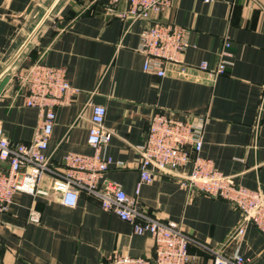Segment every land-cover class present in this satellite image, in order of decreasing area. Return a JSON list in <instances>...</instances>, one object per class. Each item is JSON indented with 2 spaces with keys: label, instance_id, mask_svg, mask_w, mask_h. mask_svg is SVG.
I'll list each match as a JSON object with an SVG mask.
<instances>
[{
  "label": "crops",
  "instance_id": "1",
  "mask_svg": "<svg viewBox=\"0 0 264 264\" xmlns=\"http://www.w3.org/2000/svg\"><path fill=\"white\" fill-rule=\"evenodd\" d=\"M127 7L126 0L114 6L107 0H0V122L6 137L31 142L42 118L18 93L17 73L37 61L62 67L78 93L55 107L46 152L51 169L63 171L70 152L93 154L87 142L91 105H103L112 132L103 153L113 160L105 178L137 198L147 215L178 223L192 237L188 264H214L216 254L264 264V233L254 224H246L241 241L233 239L242 213L232 203L191 196L168 174H156L136 195L139 150L157 112L207 115L201 155L239 185L264 194V0H178L153 16L187 29L183 62L190 79L144 71L139 46L147 23L120 18ZM227 39L230 55L222 57ZM221 59L229 63L227 72L206 80L199 65ZM53 181L47 173L40 184L46 195L17 193L0 214V264H110L113 253L154 257L149 234L134 233L87 192L74 207L63 205ZM32 211L39 223L29 220Z\"/></svg>",
  "mask_w": 264,
  "mask_h": 264
},
{
  "label": "built area",
  "instance_id": "2",
  "mask_svg": "<svg viewBox=\"0 0 264 264\" xmlns=\"http://www.w3.org/2000/svg\"><path fill=\"white\" fill-rule=\"evenodd\" d=\"M121 0H107L111 6ZM128 7L119 17L135 22L145 21L141 32L139 51L146 56L144 71L165 77H192L191 68L183 62L188 48V31L173 22L152 21L154 15L170 7L178 0H126ZM232 46L227 39L222 57L230 55ZM229 63L221 59L210 66L202 62L198 69L206 80L213 81L227 72ZM201 79V78H200ZM18 93L27 107L37 108L41 122L29 143H13L5 135L0 122V214L8 210L17 193L46 195L40 189L47 173L54 174L53 188L62 195V204L74 207L81 191L97 196L103 210L129 222L136 234H149L154 242L153 258L133 257L121 253L110 255V264H188L189 244L193 241L183 228L172 221L152 218L143 212L137 198L130 197L122 186L105 178L113 160L103 153L111 140L112 132L105 126L107 109L103 105H91L88 144L92 155L70 152L64 157L63 171L50 168L46 152L55 121V107L71 102L78 93L62 67L50 66L37 61L17 73ZM207 115L157 112L150 120L147 140L140 148L138 168L140 180L136 195L144 183L151 182L156 174H168L180 179L192 196L202 193L232 203L242 213V222L233 233V239L241 241L246 224H254L264 233V194L239 185L233 176L218 171L212 160L201 155L204 145ZM191 151L195 153L192 157ZM191 166L190 171L184 169ZM6 166V167H5ZM31 222L39 223L40 215L32 211ZM242 256L226 258L216 254L214 264H248Z\"/></svg>",
  "mask_w": 264,
  "mask_h": 264
}]
</instances>
